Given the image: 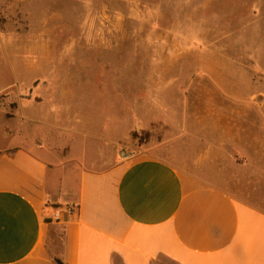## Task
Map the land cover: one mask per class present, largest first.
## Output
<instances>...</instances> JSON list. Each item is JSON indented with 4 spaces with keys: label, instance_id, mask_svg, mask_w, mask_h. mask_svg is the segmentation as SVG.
I'll list each match as a JSON object with an SVG mask.
<instances>
[{
    "label": "rangeland",
    "instance_id": "374dc122",
    "mask_svg": "<svg viewBox=\"0 0 264 264\" xmlns=\"http://www.w3.org/2000/svg\"><path fill=\"white\" fill-rule=\"evenodd\" d=\"M244 101L264 102V0H0V113L16 127L19 105L41 109L27 129L60 148L86 134L107 164L213 149L219 173L256 185L264 172L214 133L236 122L262 136L264 108Z\"/></svg>",
    "mask_w": 264,
    "mask_h": 264
},
{
    "label": "crops",
    "instance_id": "0c3cea01",
    "mask_svg": "<svg viewBox=\"0 0 264 264\" xmlns=\"http://www.w3.org/2000/svg\"><path fill=\"white\" fill-rule=\"evenodd\" d=\"M252 102L244 108H264ZM32 108L19 105L16 127L0 113V264H264V195L253 190L264 192V177L219 173L213 149L193 162L120 152L107 164L106 145L90 147L86 134L62 148L39 126L31 134L44 123ZM251 132L214 129L243 171L264 172V132Z\"/></svg>",
    "mask_w": 264,
    "mask_h": 264
},
{
    "label": "trees",
    "instance_id": "16d2710c",
    "mask_svg": "<svg viewBox=\"0 0 264 264\" xmlns=\"http://www.w3.org/2000/svg\"><path fill=\"white\" fill-rule=\"evenodd\" d=\"M46 222H50L49 219H45ZM54 262H56V264H63L58 258L54 257Z\"/></svg>",
    "mask_w": 264,
    "mask_h": 264
},
{
    "label": "built area",
    "instance_id": "2783aa9c",
    "mask_svg": "<svg viewBox=\"0 0 264 264\" xmlns=\"http://www.w3.org/2000/svg\"><path fill=\"white\" fill-rule=\"evenodd\" d=\"M70 212V211H69ZM53 218L55 219V220H58L59 219V214L58 213H55L54 215H53Z\"/></svg>",
    "mask_w": 264,
    "mask_h": 264
}]
</instances>
